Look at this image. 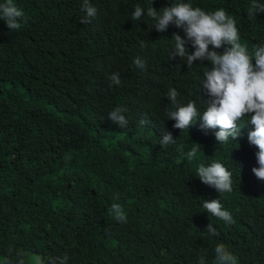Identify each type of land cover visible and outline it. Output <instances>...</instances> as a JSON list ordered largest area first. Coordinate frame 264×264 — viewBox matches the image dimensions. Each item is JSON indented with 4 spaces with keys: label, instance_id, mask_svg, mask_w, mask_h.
Wrapping results in <instances>:
<instances>
[{
    "label": "trees",
    "instance_id": "16d2710c",
    "mask_svg": "<svg viewBox=\"0 0 264 264\" xmlns=\"http://www.w3.org/2000/svg\"><path fill=\"white\" fill-rule=\"evenodd\" d=\"M89 2L97 16L88 23L82 0H13L26 22L10 31L0 19V264L14 261L15 251L46 264L65 254L67 264H198L201 255L211 264L218 243L237 264H264V180L252 172V126L245 118L237 139L222 144L219 129H202L199 118L173 127L169 89L179 106L195 101L202 114L210 97L200 84L212 66L170 59L172 35L183 30L157 31L146 11L151 3L157 11L177 2L222 8L249 51L264 44V13L248 18L252 0ZM137 4L145 9L140 21L131 19ZM114 72L121 84L110 88ZM117 106L127 108L123 129L108 119ZM166 132L176 141L162 147ZM194 143L200 150L189 162ZM214 161L232 173V192L198 179L197 167ZM212 199L235 223L206 212L204 200ZM113 203L127 223L109 214ZM210 222L218 236L204 232Z\"/></svg>",
    "mask_w": 264,
    "mask_h": 264
},
{
    "label": "clouds",
    "instance_id": "9594fccd",
    "mask_svg": "<svg viewBox=\"0 0 264 264\" xmlns=\"http://www.w3.org/2000/svg\"><path fill=\"white\" fill-rule=\"evenodd\" d=\"M81 9L87 17L81 20L82 23H88L91 18L97 16V9L89 0H82ZM258 12L264 13V4L252 0L248 8V18L255 20ZM144 14L145 9L137 4L131 19L140 21ZM146 15L155 22L153 27L161 33L167 32L169 25L183 30V37L178 33L172 35L174 47L170 50V59L185 58L188 68L194 61H208L212 66L204 73L200 84L210 97L202 114L198 111L195 101H189L186 106H179L178 91L175 88L169 89L167 98L176 109L167 113L169 119L175 121L173 127L188 129L199 118L202 120V129H219L215 132V139L222 144L227 143L229 138L237 139L242 128L239 122L247 118L246 125L252 126V130L248 132V142L258 149L255 154L258 166L253 167L252 172L259 180H264V44L255 45L249 51L247 44L241 43L236 20L222 8L206 12L200 7H194L190 2H177L157 11L151 3ZM0 19L10 31L19 30L22 27L21 22H26L24 11L19 9L13 0L0 3ZM189 44L194 51L189 50ZM140 46L145 47L144 41L140 42ZM221 49L222 51H219ZM133 63L138 67L144 66L139 58ZM108 79L110 88L121 84L118 72L112 73ZM126 112L127 108L117 106L108 114V119L123 129L129 123ZM139 123L144 125L146 121L140 120ZM175 141L172 134L166 132L159 144L167 147ZM194 144L196 146L185 153L189 162L200 150L199 145ZM196 173L203 184L219 193H230L233 190L232 173L221 162L214 161L209 166L200 164ZM115 199L118 200L119 195ZM203 208L225 224L235 223L220 199L204 200ZM109 214L121 224L127 223V213L121 204L113 203ZM204 232L209 236L219 235L211 222ZM214 253L211 264H237L236 256L228 251L223 243L216 245ZM8 255H13L12 249L8 250ZM68 259L67 254L62 257H49L47 264H67ZM2 264H46V261L39 255L26 256L23 251H15V260L6 257ZM198 264H206V255L200 256Z\"/></svg>",
    "mask_w": 264,
    "mask_h": 264
}]
</instances>
